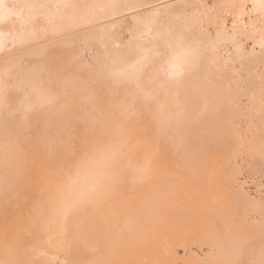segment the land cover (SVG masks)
I'll use <instances>...</instances> for the list:
<instances>
[{
    "label": "bare ground",
    "instance_id": "obj_1",
    "mask_svg": "<svg viewBox=\"0 0 264 264\" xmlns=\"http://www.w3.org/2000/svg\"><path fill=\"white\" fill-rule=\"evenodd\" d=\"M261 178L264 0H0V264H264Z\"/></svg>",
    "mask_w": 264,
    "mask_h": 264
},
{
    "label": "rangeland",
    "instance_id": "obj_2",
    "mask_svg": "<svg viewBox=\"0 0 264 264\" xmlns=\"http://www.w3.org/2000/svg\"><path fill=\"white\" fill-rule=\"evenodd\" d=\"M241 178L244 180V182H245L244 185L246 186V188L250 192H252V194H255V193L257 194V192H256V186H254V182H252L249 177L245 176V173H242L241 174ZM260 189H262L261 190V192H262L261 195L264 196V178H261V186H260ZM180 253H182V252L180 251Z\"/></svg>",
    "mask_w": 264,
    "mask_h": 264
}]
</instances>
